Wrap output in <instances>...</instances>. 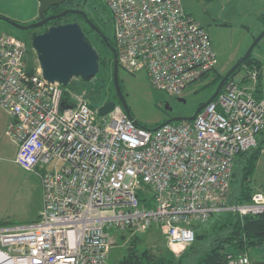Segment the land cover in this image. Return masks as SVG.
Instances as JSON below:
<instances>
[{
    "label": "built area",
    "instance_id": "1",
    "mask_svg": "<svg viewBox=\"0 0 264 264\" xmlns=\"http://www.w3.org/2000/svg\"><path fill=\"white\" fill-rule=\"evenodd\" d=\"M103 3L118 66L144 71L154 88L182 97L215 66L208 34L180 0ZM26 50L17 36L0 33V107L9 117L4 132L17 146L14 162L38 177L41 208L32 222L0 224V263L107 264L110 229L153 227L182 249L194 240L192 225L214 213L264 212L261 192L228 203L234 158L264 131L255 67L227 80L192 120L148 129L119 102L99 115L83 92L64 100V86L26 67ZM227 264L249 260L228 254Z\"/></svg>",
    "mask_w": 264,
    "mask_h": 264
},
{
    "label": "rangeland",
    "instance_id": "2",
    "mask_svg": "<svg viewBox=\"0 0 264 264\" xmlns=\"http://www.w3.org/2000/svg\"><path fill=\"white\" fill-rule=\"evenodd\" d=\"M88 1L90 2L89 7L92 6L98 11L107 26L111 27V23L108 21L109 10L103 3V0ZM180 2L182 7L195 18L197 23L208 34L216 54L215 67L217 73H226L249 47L253 40L252 36L257 35L262 30L258 14L264 10V0H180ZM37 29H16L5 21L0 20V33H10L27 44L24 59L25 65L29 69L33 67L39 68L36 52L30 43V37L33 31H38ZM98 48L100 47L98 46ZM252 53L254 57H260L264 63V57L260 56H264V41H261L259 46L253 49ZM246 69L248 67L242 64L232 79L241 80ZM117 72L121 91L132 118L137 120L141 126L147 128H152L156 124L165 121L171 113L178 111L191 113L213 93L217 85L210 82L212 74L209 72L185 89L182 96L185 101L181 102L177 100L176 96L168 95L162 90L154 88L144 71L128 73L118 66ZM81 81L78 77L72 78V82L77 85H81ZM262 83L264 89V70L262 73ZM80 92L86 95L85 90H80ZM165 104L170 107V110L164 108ZM0 111L3 112L1 109ZM2 133L0 131V135ZM8 140L9 138L3 134L1 135L0 216L6 215L15 223H29L38 218V212L41 208L39 180L34 173L24 170L13 162L15 145ZM1 148H5L6 151H1ZM258 158L251 176V185L256 192L261 191L262 193L264 192V155L261 156L260 160ZM233 184L237 185V181L233 182ZM194 224L196 229H204L208 223L195 222ZM110 233L113 243L108 257L111 259L113 255L112 260H117L121 256L122 250L128 246L129 239L136 233L129 231L119 232L116 229H110ZM119 233L124 234L122 241L118 240L117 236ZM138 234L141 246H147L155 250L160 246H167L174 253L179 254L186 247L178 249L168 246L165 242L166 240L164 241L162 235L154 228ZM208 244L209 237H206L200 242V251L194 254L188 252V255L184 258V262H188L190 258L194 259ZM250 254H253V251Z\"/></svg>",
    "mask_w": 264,
    "mask_h": 264
},
{
    "label": "trees",
    "instance_id": "3",
    "mask_svg": "<svg viewBox=\"0 0 264 264\" xmlns=\"http://www.w3.org/2000/svg\"><path fill=\"white\" fill-rule=\"evenodd\" d=\"M74 1L76 0H65L61 4L51 6L49 11L57 13L66 8L76 7L77 4ZM187 13L195 19L189 12ZM77 17H79V15L67 13L62 17L49 20L42 27L38 28L45 29L49 24L55 25L72 22L75 21ZM258 17L262 25L261 29H263L264 11L263 13H260ZM255 36L256 35H253L252 39ZM85 38L96 48L98 52V72L94 77L86 82L81 81L79 78L82 82L81 85L73 83L72 79H70L64 86L66 91L64 92L62 98L64 100L71 98L72 95L78 94L80 90H85L86 95H83V98L86 99L87 102L89 100L90 103L88 102V105L92 108L98 107L108 100L118 102L112 83V53H109L108 51L105 52L104 49L98 48L95 41L89 40L86 36ZM261 41H264V36L255 45V47L259 46ZM112 44L114 46V41ZM252 52L247 56L242 64L248 68L256 67L258 79L254 95L256 98H262L263 70L259 60L254 57ZM241 66L242 65H240L233 72L228 80L235 75ZM30 70L32 71L33 68H30ZM209 72L212 74L210 82L216 84L224 74L217 73L216 67L214 66L202 77L207 75ZM223 87L224 86H222L219 91H221ZM159 124H156V126ZM261 133H264V131ZM263 145L264 137L257 139L254 147L236 154L229 184L228 203L240 204L249 202L252 194L256 192L251 185V176ZM235 181H237V185L233 184ZM138 196L140 197L139 194ZM10 223L14 222H0V224ZM203 223H208L204 229H196L195 224L192 225L194 229V240L179 254L174 253L170 247L167 246H160L157 250L147 246H141L139 244V234L136 233L129 239L130 241H128V246L122 250L121 256L117 260H112L113 255L111 256V259L108 257L107 264H227L228 254L238 256L247 253L253 247L264 244V212L239 215L236 212L222 211L212 214L208 220ZM117 237L119 241H122L124 234L119 233ZM206 237H209V244L207 247L201 250V253L194 259L190 258L188 262H184V258L188 255V252L194 254L195 252L200 251V242ZM163 240L165 241L164 238Z\"/></svg>",
    "mask_w": 264,
    "mask_h": 264
},
{
    "label": "water",
    "instance_id": "4",
    "mask_svg": "<svg viewBox=\"0 0 264 264\" xmlns=\"http://www.w3.org/2000/svg\"><path fill=\"white\" fill-rule=\"evenodd\" d=\"M65 0H38L37 16L34 21L24 24L12 20L6 16L0 15V20L5 21L16 29H35L36 27L46 24L49 20L62 17L67 13L80 14L85 17L82 10L74 8H66L57 13L46 15V12L53 5L63 3ZM86 21L93 26L91 22L85 17ZM264 36V28L253 38L251 44L246 49L243 55L224 73L218 81L213 93L201 104H199L191 115L186 116H170L162 123L189 121L192 120L196 113L209 101H211L222 88L224 83L233 74V72L244 62L247 56L252 52L255 45ZM104 38V37H103ZM30 42L33 50L36 52L37 61L41 75L49 82H58L60 85L65 86L70 79L74 77L80 78L82 81H88L96 75L99 69L98 65V52L96 48L85 38V35L77 22H67L48 26L44 31L33 33L30 37ZM113 53L112 62V83L117 100L125 110L131 121L139 125L137 120L132 118L129 107L125 101L124 95L120 88L118 78V62L117 55L114 47L110 46ZM178 101L184 102L185 99L177 97ZM114 100H108L97 107L99 115H105L114 106ZM64 107V103H60ZM165 109L170 110L167 104ZM159 124V125H160ZM159 125L148 129H155ZM258 264V263H257ZM259 264H264L260 262Z\"/></svg>",
    "mask_w": 264,
    "mask_h": 264
},
{
    "label": "crops",
    "instance_id": "5",
    "mask_svg": "<svg viewBox=\"0 0 264 264\" xmlns=\"http://www.w3.org/2000/svg\"><path fill=\"white\" fill-rule=\"evenodd\" d=\"M37 8H38V0H0V14L10 17L22 23L33 21L37 16ZM263 11H261L260 13H263ZM260 13L258 14V16L260 15ZM260 56L264 57L263 55H260ZM256 58L259 60L262 66V70H264V63L262 62L261 58L260 57L259 58L256 57ZM261 93L263 95L262 98H264V89L262 90ZM0 109L3 111V112L0 111V131L1 133L3 132L2 134L5 137L9 138L4 132L9 117H8V114L4 111V109H2L1 107ZM263 137H264V133L260 132L257 135V139H260ZM8 141L15 145V151H14V157H15L17 146L14 142L10 140V138ZM1 151H6V149L1 148ZM263 152H264V145L262 147V151H261V154L258 160H260L261 156L264 155ZM13 162H14V159H13ZM262 193L264 194V192ZM6 217H7L6 215L0 216V219H1L0 222H4V221L11 222L12 221L10 220V218L8 217L6 218ZM176 248L180 249L179 247H176ZM251 251H253V254H250ZM245 254L248 257L249 264H257V263L259 264L260 262H264V244L253 247Z\"/></svg>",
    "mask_w": 264,
    "mask_h": 264
},
{
    "label": "flooded vegetation",
    "instance_id": "6",
    "mask_svg": "<svg viewBox=\"0 0 264 264\" xmlns=\"http://www.w3.org/2000/svg\"><path fill=\"white\" fill-rule=\"evenodd\" d=\"M74 2H76L77 6L73 7V8L77 9V10H82L85 14V17L88 19L89 22H91L93 24V26H91L86 21L85 17L80 15V14H77V15H79V17H77L76 20L73 22H77L79 24L84 35L89 40L95 41L96 45L99 46L100 48L104 49L105 52L108 51L109 53H112V51L110 50V46L114 47L112 44L113 43L112 28L110 26H107V24H106V22H104L103 18L100 17L98 11H96L92 6L89 7L90 2L88 0H76ZM51 13H54V12L48 10L46 12V15L51 14ZM108 21H109V23H111L110 17L108 18ZM50 25H52V24L47 25L46 28ZM42 26H39V27H42ZM37 28L38 27H36L35 29H37ZM45 29L39 28V29H37L38 31H35V32L33 31V33H39V32L44 31ZM32 30H34V29H32ZM114 49H115V47H114ZM115 52H116V50H115ZM112 62H113V53H112ZM193 111L189 114L184 112V111H178V112L169 114V117L170 116L191 115L193 113Z\"/></svg>",
    "mask_w": 264,
    "mask_h": 264
},
{
    "label": "bare ground",
    "instance_id": "7",
    "mask_svg": "<svg viewBox=\"0 0 264 264\" xmlns=\"http://www.w3.org/2000/svg\"><path fill=\"white\" fill-rule=\"evenodd\" d=\"M1 260H2V259H1V256H0V262H1ZM0 264H2V263H0Z\"/></svg>",
    "mask_w": 264,
    "mask_h": 264
}]
</instances>
